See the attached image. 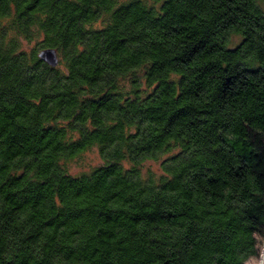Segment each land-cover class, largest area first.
Masks as SVG:
<instances>
[{
	"label": "trees",
	"instance_id": "trees-1",
	"mask_svg": "<svg viewBox=\"0 0 264 264\" xmlns=\"http://www.w3.org/2000/svg\"><path fill=\"white\" fill-rule=\"evenodd\" d=\"M263 240L264 0H0V264H247Z\"/></svg>",
	"mask_w": 264,
	"mask_h": 264
},
{
	"label": "rangeland",
	"instance_id": "rangeland-1",
	"mask_svg": "<svg viewBox=\"0 0 264 264\" xmlns=\"http://www.w3.org/2000/svg\"><path fill=\"white\" fill-rule=\"evenodd\" d=\"M99 162V157L97 151L93 148L92 150H89L87 152H84L82 157L79 159H76L70 163V170L73 173L76 172H82L90 169L95 164ZM152 169L156 168L157 165L155 163L151 164ZM264 241V240H263ZM264 247V242L262 246L260 247V256L256 259L250 260L247 264H260L261 257H262V250Z\"/></svg>",
	"mask_w": 264,
	"mask_h": 264
},
{
	"label": "water",
	"instance_id": "water-1",
	"mask_svg": "<svg viewBox=\"0 0 264 264\" xmlns=\"http://www.w3.org/2000/svg\"><path fill=\"white\" fill-rule=\"evenodd\" d=\"M40 61H44L47 65L50 67L56 66L58 64L57 56H56V51L52 49H44L42 52L39 53L38 55ZM260 264H264V259Z\"/></svg>",
	"mask_w": 264,
	"mask_h": 264
},
{
	"label": "bare ground",
	"instance_id": "bare-ground-1",
	"mask_svg": "<svg viewBox=\"0 0 264 264\" xmlns=\"http://www.w3.org/2000/svg\"><path fill=\"white\" fill-rule=\"evenodd\" d=\"M263 259H264V247H263V250H262L261 262H262ZM261 262H260V263H261Z\"/></svg>",
	"mask_w": 264,
	"mask_h": 264
}]
</instances>
